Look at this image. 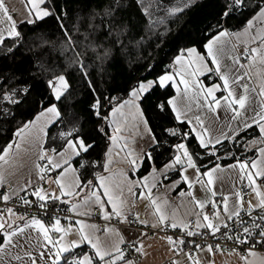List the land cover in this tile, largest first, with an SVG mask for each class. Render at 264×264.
<instances>
[{
    "label": "snow or ice",
    "instance_id": "snow-or-ice-1",
    "mask_svg": "<svg viewBox=\"0 0 264 264\" xmlns=\"http://www.w3.org/2000/svg\"><path fill=\"white\" fill-rule=\"evenodd\" d=\"M200 2L0 0V264H139L149 231L170 264H264V0L141 54Z\"/></svg>",
    "mask_w": 264,
    "mask_h": 264
},
{
    "label": "trees",
    "instance_id": "trees-1",
    "mask_svg": "<svg viewBox=\"0 0 264 264\" xmlns=\"http://www.w3.org/2000/svg\"><path fill=\"white\" fill-rule=\"evenodd\" d=\"M90 2L91 0H72L71 7L73 11H75L78 7L85 4H89ZM212 10L213 9L211 6V0H201L198 5L194 6L189 11H187L185 15L181 16L176 23L171 24L172 31L170 34H166V39L162 46L158 48L152 47L151 44L155 43V41H151L149 45L145 46V49L142 51L141 54L146 58L151 56L154 62L157 64L156 71H159L161 68L167 65L169 58L175 53L176 48L179 46L178 42L185 39L186 33L189 29H191L192 25L187 24L186 22L190 19L197 27L202 26L206 20L211 18L209 14L212 12ZM154 19H158V17H154ZM167 23L168 22L165 21L164 25L159 26L161 35H165L164 27L167 26ZM181 28H184L183 32L180 31ZM41 29L50 30L53 33L51 39L57 41L59 40L60 33L57 30L55 21L48 20L45 24L41 25ZM27 31L31 33V26L28 27ZM148 35L151 36V33H148ZM17 57L18 59L22 58L20 57L19 53L17 54ZM7 67H10V65L5 63V68ZM120 68L121 66L117 65L116 68L110 69V71L115 72L120 70ZM117 79L127 82V73H122L121 76L117 77ZM88 103V98L85 95L79 105L82 111L87 108ZM8 138L9 136L7 135H0V145L7 143Z\"/></svg>",
    "mask_w": 264,
    "mask_h": 264
},
{
    "label": "crops",
    "instance_id": "crops-1",
    "mask_svg": "<svg viewBox=\"0 0 264 264\" xmlns=\"http://www.w3.org/2000/svg\"><path fill=\"white\" fill-rule=\"evenodd\" d=\"M10 7H15L23 14L24 5L22 0H10ZM136 211H138L141 216L144 215L145 209L143 203H138ZM99 222V221H92ZM162 234L149 233V235L144 238V244L147 251V256H137L134 259L139 261V264H170L171 253L168 251V247L162 239ZM259 252V251H257ZM261 255H264V252H259ZM181 264H183V258L180 257ZM216 264H241L238 257L235 255H229L226 251L223 255L217 254L214 257ZM258 264V262H257Z\"/></svg>",
    "mask_w": 264,
    "mask_h": 264
},
{
    "label": "built area",
    "instance_id": "built-area-1",
    "mask_svg": "<svg viewBox=\"0 0 264 264\" xmlns=\"http://www.w3.org/2000/svg\"><path fill=\"white\" fill-rule=\"evenodd\" d=\"M143 231H149V230L148 229H143ZM149 233L151 234L153 232L149 231ZM159 234L164 235L163 233H159ZM169 234H171V233H169ZM229 247H230V242H229ZM256 250L259 251V252H264V249H261L259 246H257ZM135 257H137V256H134L133 258H135Z\"/></svg>",
    "mask_w": 264,
    "mask_h": 264
}]
</instances>
